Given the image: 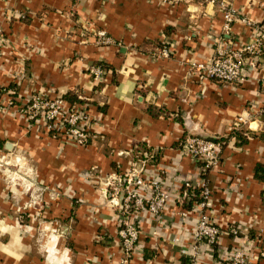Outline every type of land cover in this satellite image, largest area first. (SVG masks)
<instances>
[{"label": "crops", "instance_id": "1", "mask_svg": "<svg viewBox=\"0 0 264 264\" xmlns=\"http://www.w3.org/2000/svg\"><path fill=\"white\" fill-rule=\"evenodd\" d=\"M222 1L235 13L228 29L219 5L205 0H0V264H118L119 213L104 183L140 164L170 198L160 217L135 215L129 264L189 262L197 192L178 197L201 176L222 234L216 246H196L195 264H227L240 245L250 246L248 264H264V46L242 83L200 80L189 69L217 47L248 42L253 31L240 18L264 24V0ZM96 28L115 43L95 44ZM162 47L168 56L156 53ZM93 64L104 66L100 84ZM34 93L68 103L86 96L87 141L27 119L20 108ZM188 134L222 139L218 163L203 172L186 156Z\"/></svg>", "mask_w": 264, "mask_h": 264}, {"label": "built area", "instance_id": "2", "mask_svg": "<svg viewBox=\"0 0 264 264\" xmlns=\"http://www.w3.org/2000/svg\"><path fill=\"white\" fill-rule=\"evenodd\" d=\"M176 1V0H170ZM206 3H216L222 10L224 25L228 29L230 23L235 19L234 10L222 0H205ZM240 20L252 29V35L248 42L237 48L217 47L215 53L206 61H190L189 69L195 73L200 80H216L224 84L242 83L247 76V70L254 67V57H258L264 46V24H258L246 17ZM93 41L98 45H111L114 40L101 28L92 31ZM2 40V37H0ZM157 54L168 56L167 48L162 47ZM93 81L97 84L104 81L105 70L100 64L89 66ZM80 101L68 103L61 96L49 97L42 93L31 94L26 103L20 108V112L29 120L42 122L46 130L55 136L62 137L75 143H85L89 136V128L92 125V117L88 113L86 102L88 98L84 95L78 96ZM264 111V107L262 108ZM238 123H244L245 119L239 117ZM182 151L206 171L218 163L222 148L221 142L208 139L195 134L186 135L181 141ZM6 163L4 156L0 155V165ZM139 165V164H138ZM143 166L132 167V169L120 176H112L106 179L103 189L108 197L109 206L118 209L119 221L117 235L121 245V256L118 264H129L135 244L138 240L139 229L135 215L140 212H148L151 216L160 217L164 211L170 196L161 185L156 176H144ZM192 189H197L196 201L197 220L193 230L195 251L186 264H195L197 245L206 243L216 246L222 234V230L208 217V209L211 206L210 190L205 178L201 176L197 184L186 180L179 198H187ZM122 192L121 200L119 195ZM184 217L186 212L179 211ZM235 227H230V233H236ZM264 242V234L259 237ZM261 244V243H259ZM252 247H255L252 244ZM250 246H237L226 259L227 264H248V249ZM255 248H259L256 245ZM264 255V251L259 252Z\"/></svg>", "mask_w": 264, "mask_h": 264}, {"label": "rangeland", "instance_id": "3", "mask_svg": "<svg viewBox=\"0 0 264 264\" xmlns=\"http://www.w3.org/2000/svg\"><path fill=\"white\" fill-rule=\"evenodd\" d=\"M4 161H6V159H4ZM8 165L10 166V167H15L16 168V171H17V168H18V165H19V163H20V160L18 159L17 161L15 160V158H12V159H9L8 160ZM17 165V166H16ZM12 176H15V177H20L16 172H15V174L13 173L12 175H11V177ZM22 177H23V175H22ZM22 179V181H25V182H27L26 181V179L24 180L23 178H21Z\"/></svg>", "mask_w": 264, "mask_h": 264}, {"label": "trees", "instance_id": "4", "mask_svg": "<svg viewBox=\"0 0 264 264\" xmlns=\"http://www.w3.org/2000/svg\"><path fill=\"white\" fill-rule=\"evenodd\" d=\"M161 49V48H160ZM160 49H157V52L160 50ZM156 52V53H157ZM102 66H103V64H101ZM104 67V66H103ZM97 84H100V83H97ZM77 100H80V99H77ZM74 103V102H73ZM215 140H218L219 142H221V145H223V141H221L222 139H215ZM197 192L198 193V191H197V189H192V191L191 192ZM194 196V195H193ZM197 200H199V198L197 197Z\"/></svg>", "mask_w": 264, "mask_h": 264}, {"label": "water", "instance_id": "5", "mask_svg": "<svg viewBox=\"0 0 264 264\" xmlns=\"http://www.w3.org/2000/svg\"><path fill=\"white\" fill-rule=\"evenodd\" d=\"M121 197H122V192H121L120 195H119V201L121 200Z\"/></svg>", "mask_w": 264, "mask_h": 264}]
</instances>
